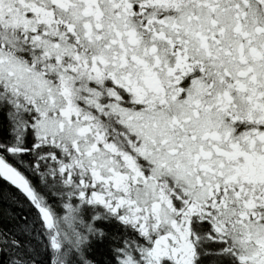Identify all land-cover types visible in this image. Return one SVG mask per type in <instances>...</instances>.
I'll use <instances>...</instances> for the list:
<instances>
[{"label":"snow or ice","instance_id":"snow-or-ice-1","mask_svg":"<svg viewBox=\"0 0 264 264\" xmlns=\"http://www.w3.org/2000/svg\"><path fill=\"white\" fill-rule=\"evenodd\" d=\"M0 264H264V0H0Z\"/></svg>","mask_w":264,"mask_h":264}]
</instances>
